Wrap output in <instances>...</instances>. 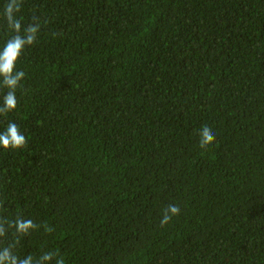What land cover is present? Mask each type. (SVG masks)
<instances>
[{"label":"trees","instance_id":"trees-1","mask_svg":"<svg viewBox=\"0 0 264 264\" xmlns=\"http://www.w3.org/2000/svg\"><path fill=\"white\" fill-rule=\"evenodd\" d=\"M17 16L41 27L0 115L27 140L0 148V202L55 229L17 254L264 264V0H22Z\"/></svg>","mask_w":264,"mask_h":264},{"label":"clouds","instance_id":"clouds-1","mask_svg":"<svg viewBox=\"0 0 264 264\" xmlns=\"http://www.w3.org/2000/svg\"><path fill=\"white\" fill-rule=\"evenodd\" d=\"M21 7L22 0H7L2 13L11 33L0 47V88L7 90L0 103V115L5 116L17 108L16 91L22 87V81L25 78V72L17 70V63L26 48L36 43L41 27L35 18L32 23L23 26L17 16ZM198 135L201 149L207 150L215 142V134L207 125L201 127ZM26 144V137L15 122H9L4 131L0 132V148L4 150H19ZM6 212L7 209L0 202V264H65V259L58 251L42 252L35 257L18 255L16 249L21 239L38 231L41 227L45 233H52L55 229L48 224L38 225L32 219H25L20 213L9 219ZM179 213V206L168 205L163 211L161 227L166 226L172 217Z\"/></svg>","mask_w":264,"mask_h":264}]
</instances>
